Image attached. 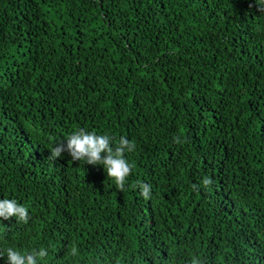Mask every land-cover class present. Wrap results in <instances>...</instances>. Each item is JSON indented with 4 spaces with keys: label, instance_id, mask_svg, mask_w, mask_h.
Instances as JSON below:
<instances>
[{
    "label": "trees",
    "instance_id": "obj_1",
    "mask_svg": "<svg viewBox=\"0 0 264 264\" xmlns=\"http://www.w3.org/2000/svg\"><path fill=\"white\" fill-rule=\"evenodd\" d=\"M258 8L0 0V199L30 215L0 220V264L8 247L45 249L39 264H264ZM81 128L135 144L124 192L102 165L48 159Z\"/></svg>",
    "mask_w": 264,
    "mask_h": 264
},
{
    "label": "clouds",
    "instance_id": "obj_2",
    "mask_svg": "<svg viewBox=\"0 0 264 264\" xmlns=\"http://www.w3.org/2000/svg\"><path fill=\"white\" fill-rule=\"evenodd\" d=\"M255 2L259 5L258 10L264 11V0H255ZM176 142L179 143V139ZM134 149L135 144L125 137H121L118 143L113 146L110 136L100 135L81 128L74 131L66 139V144L61 142L53 146L50 149L51 155L48 159L55 161L57 158H62L63 154L67 152L71 161H84L93 166L102 165L107 177L115 182V186L120 192H124L133 168L125 156L126 153L132 152ZM211 184L212 180L204 178L203 185L206 188ZM139 188L143 198L149 199L151 185L140 184ZM193 188L195 189L197 186L193 185ZM13 217L25 224L30 220L28 209L18 204L15 199H0V220L10 221ZM5 251L6 264H39V260L48 255L43 248L38 251L33 249L31 252H21L16 248L8 247ZM70 251L75 256L77 248L73 246ZM0 257H5V253H0Z\"/></svg>",
    "mask_w": 264,
    "mask_h": 264
}]
</instances>
